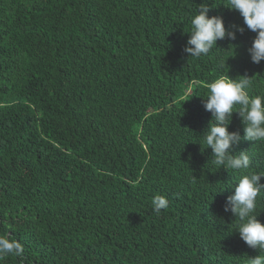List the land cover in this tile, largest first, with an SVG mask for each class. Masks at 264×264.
Instances as JSON below:
<instances>
[{"label": "trees", "instance_id": "16d2710c", "mask_svg": "<svg viewBox=\"0 0 264 264\" xmlns=\"http://www.w3.org/2000/svg\"><path fill=\"white\" fill-rule=\"evenodd\" d=\"M202 3L0 0V235L24 247L0 264H248L259 254L224 210L247 173L214 165L200 142L213 119L208 84L247 75L264 95V61L252 62L256 33L226 0H208L209 15L245 31L189 57ZM229 130L243 137L238 113ZM242 150L247 171L264 173V141L242 138ZM157 195L169 202L159 214ZM256 214L264 222V190Z\"/></svg>", "mask_w": 264, "mask_h": 264}, {"label": "clouds", "instance_id": "9594fccd", "mask_svg": "<svg viewBox=\"0 0 264 264\" xmlns=\"http://www.w3.org/2000/svg\"><path fill=\"white\" fill-rule=\"evenodd\" d=\"M208 0L200 7L190 21L191 27L187 46L184 51L189 57L207 56L217 48V42L223 39L235 40L236 33H243L245 27L255 32L256 36L248 49L251 60L255 64L264 61V0H226V7L236 10L243 17L244 26L233 25L228 28L224 18L219 15H209ZM232 78L221 75L208 84V94L205 98V108L212 113L207 132L202 142L203 147L212 149L213 164L223 166L227 170L246 172L240 176L234 187V194L227 197L224 210L231 211L238 219L235 231L240 239L250 248L257 249L259 254L251 256L248 264H264V222L256 214L258 197L264 190L261 178L264 173L248 172L251 157L245 151L234 154V148L243 138L248 141H264V95H252L253 79L247 75ZM238 113L244 124V135L239 131H230L233 114ZM205 148V149H206ZM154 212L159 214L168 208V199L163 195L155 196L152 201ZM24 252L23 244L10 235H0V259Z\"/></svg>", "mask_w": 264, "mask_h": 264}]
</instances>
